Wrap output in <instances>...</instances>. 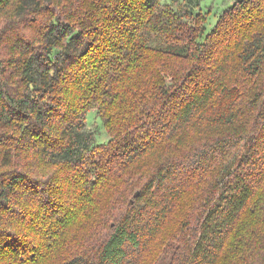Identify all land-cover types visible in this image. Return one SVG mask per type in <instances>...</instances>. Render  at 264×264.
<instances>
[{
	"label": "trees",
	"instance_id": "1",
	"mask_svg": "<svg viewBox=\"0 0 264 264\" xmlns=\"http://www.w3.org/2000/svg\"><path fill=\"white\" fill-rule=\"evenodd\" d=\"M261 233L264 0L211 30L201 0H0V264H264Z\"/></svg>",
	"mask_w": 264,
	"mask_h": 264
},
{
	"label": "rangeland",
	"instance_id": "2",
	"mask_svg": "<svg viewBox=\"0 0 264 264\" xmlns=\"http://www.w3.org/2000/svg\"><path fill=\"white\" fill-rule=\"evenodd\" d=\"M235 1L236 0H201V8L205 14L206 26L208 30H211L212 27L217 23L222 11L231 6ZM190 21L196 22V19L191 18ZM87 123L88 128L96 132L97 142H107L109 140L110 135L104 126L103 120H101L100 116L97 115L95 110L88 112ZM261 234L263 235L264 233ZM255 241H259V238L256 237ZM228 251H226L224 256L226 258L223 264H228L230 262L229 257L227 256Z\"/></svg>",
	"mask_w": 264,
	"mask_h": 264
}]
</instances>
